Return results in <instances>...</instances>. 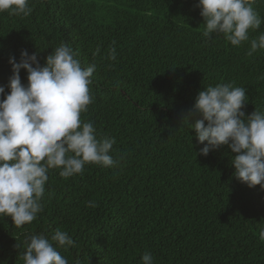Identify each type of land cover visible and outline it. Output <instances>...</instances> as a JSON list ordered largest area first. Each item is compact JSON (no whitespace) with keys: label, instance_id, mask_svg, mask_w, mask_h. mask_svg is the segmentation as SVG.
<instances>
[{"label":"trees","instance_id":"obj_1","mask_svg":"<svg viewBox=\"0 0 264 264\" xmlns=\"http://www.w3.org/2000/svg\"><path fill=\"white\" fill-rule=\"evenodd\" d=\"M198 0H28L32 12H0V86L9 58L46 57L62 42L82 67L97 68L93 102L81 113L99 137H114L112 167L86 164L64 179L50 169L43 211L16 226L0 215V264H24L26 240L56 229L74 245L58 248L68 264H264V190L235 178L231 149L199 154L192 113L207 86L246 88V115L264 110V50L203 35ZM253 8L264 18V0ZM264 33V23L249 30ZM116 59H110L112 49ZM99 49L98 55H93ZM27 84L28 73L20 72ZM3 98V97H0ZM207 144V142H205ZM94 201L96 207H87ZM19 245V247H17Z\"/></svg>","mask_w":264,"mask_h":264},{"label":"clouds","instance_id":"obj_2","mask_svg":"<svg viewBox=\"0 0 264 264\" xmlns=\"http://www.w3.org/2000/svg\"><path fill=\"white\" fill-rule=\"evenodd\" d=\"M254 0H198L203 17V35L223 34L232 46L250 41L247 55L264 50V33L250 39L249 30L264 23L253 8ZM28 16L32 8L28 0H0V12ZM99 49L93 53L98 55ZM116 59V50L110 52ZM12 75L6 94L0 86V215L11 217L14 225L34 221L43 211L42 197L50 169H60L68 179L82 174L86 164L112 167L119 161L110 155L114 137H99L93 123L83 121L81 113L93 102L89 85L96 64L82 67L68 43L62 42L46 57L41 66L38 53L22 50L19 62L9 58ZM27 71V84L20 72ZM264 79V77H261ZM246 88L232 83L207 86L195 98L192 113L199 144V154L207 156L212 149L227 145L234 156V176L249 187L260 185L264 190V110L246 115ZM207 142V144H205ZM87 207H96L94 201ZM264 241V227L259 228ZM21 254L24 264H68L58 248L74 245L65 231L56 229L50 239L44 234L26 240ZM19 247V245H17ZM141 264H154L150 253Z\"/></svg>","mask_w":264,"mask_h":264}]
</instances>
